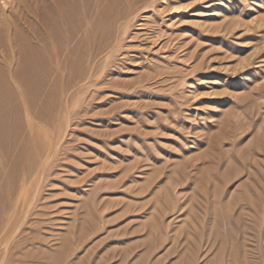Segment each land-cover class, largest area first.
I'll return each instance as SVG.
<instances>
[{
	"label": "rangeland",
	"instance_id": "374dc122",
	"mask_svg": "<svg viewBox=\"0 0 264 264\" xmlns=\"http://www.w3.org/2000/svg\"><path fill=\"white\" fill-rule=\"evenodd\" d=\"M69 2L73 53L15 84L0 264H264V0Z\"/></svg>",
	"mask_w": 264,
	"mask_h": 264
},
{
	"label": "bare ground",
	"instance_id": "6f19581e",
	"mask_svg": "<svg viewBox=\"0 0 264 264\" xmlns=\"http://www.w3.org/2000/svg\"><path fill=\"white\" fill-rule=\"evenodd\" d=\"M2 1L3 6L0 3V143L1 145H4L8 143L9 139L11 138L10 134H12L13 136V134H16L19 130L20 117L18 113L19 108H17L18 104L15 96V87L18 86L17 88H19L20 86L21 88V85H29L30 77L33 74L34 70L40 66H43L44 62H46L45 59H47V57L48 61H55L58 70L62 68L63 63L65 64V62L63 61H66L63 58H65L68 53L72 52V46L74 41L77 40V36L75 37L74 34H71L69 32V26L71 25V16L69 17V14L66 10V4L68 6L67 2H69V0ZM74 1L75 0H73V3ZM25 9L27 10V14L30 15L31 19L25 17L28 16L24 15L26 13V11L25 13L23 12ZM15 12L18 13V15L16 14L17 16H14ZM77 17L79 18V16ZM85 22L86 28L84 30V33L86 37L84 41L86 48L90 50V21L89 19H87ZM35 23L38 24V26ZM70 27L72 29V26ZM67 32L69 33L66 34ZM74 37L76 39H74ZM44 50L47 52L46 57L45 55L42 56ZM46 65L48 64L46 63ZM15 84L17 86H15ZM44 116L45 114L38 113V117L43 118ZM28 148L29 147L27 144L23 147L25 151ZM19 198H21V196L18 197V199ZM25 199L23 200L24 202L26 201ZM17 203L18 202H12L13 205L11 206V210L14 211L16 209L19 204ZM4 208H2L3 211ZM9 212L11 213L12 211ZM11 217L12 215H9V220L6 223V226L4 224V228L2 227L3 231L0 230V235L1 233H11V229L14 226V221L11 220ZM3 235L4 234L1 235L2 239ZM0 242H2V240Z\"/></svg>",
	"mask_w": 264,
	"mask_h": 264
}]
</instances>
